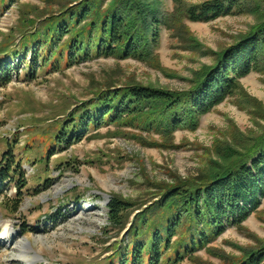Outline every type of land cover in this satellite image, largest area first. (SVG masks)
Masks as SVG:
<instances>
[{
    "label": "rangeland",
    "instance_id": "1",
    "mask_svg": "<svg viewBox=\"0 0 264 264\" xmlns=\"http://www.w3.org/2000/svg\"><path fill=\"white\" fill-rule=\"evenodd\" d=\"M64 1L71 0H16L0 11V47L12 37L19 41L22 12H30L29 18L55 13ZM182 1L191 6L208 0ZM142 2L150 21L176 16L175 0ZM259 24L253 14L210 23H193L182 16L179 22L174 20L173 29L161 27L157 58L150 64L92 57L59 71L38 67L31 74L26 69L31 54L27 63L9 60L3 67L9 69L12 82L0 87V159L7 143H14L28 185L18 213L8 214L0 200V264H101L127 233H117L109 226L107 207L113 195L130 199L136 210L144 209L156 200L155 183L173 184L207 169L219 172L229 166L234 155L224 154L221 148L229 145L242 150L264 133V75L260 73L243 79L237 95L204 116L197 131H176L173 144L177 149L145 147L134 137L145 133L116 126L91 129L69 149L55 148L51 156L44 138L107 84L189 89L191 81L213 66L218 55ZM4 192L13 204L15 186L5 187ZM261 243L264 200L241 229L227 228L210 247L238 259ZM27 244L31 250L24 256ZM194 258L205 264H227L206 250ZM182 264L191 263L185 260Z\"/></svg>",
    "mask_w": 264,
    "mask_h": 264
},
{
    "label": "trees",
    "instance_id": "2",
    "mask_svg": "<svg viewBox=\"0 0 264 264\" xmlns=\"http://www.w3.org/2000/svg\"><path fill=\"white\" fill-rule=\"evenodd\" d=\"M15 1L0 0V11ZM175 4L176 16L151 21L142 0L64 1L58 12L34 18H29L30 12H22L19 41L12 37L0 47V87L12 82L9 69L3 66L9 60L27 63L28 54L32 55L26 65L30 73H36L38 67L59 71L92 57L150 64L157 58L161 27L173 29L174 20L179 22L182 16L193 23H210L253 14L260 21L218 55L213 66L191 81L189 89L172 91L131 82L98 89L55 132L45 136L47 155H53L57 147L69 149L91 129L98 131L104 126L145 133L134 135L145 147L177 149L173 144L176 131H197L204 116L237 95L243 79L252 73L264 75V0H208L191 6L175 0ZM15 147L8 142L0 159V200L11 215L20 210L28 185ZM221 149L235 156L229 166L219 172L207 169L197 177L176 179L173 184L155 183L156 200L144 209L136 210L130 199L113 195L107 207L109 226L117 233H127L101 264H182L185 260L205 264L194 258L202 250L227 264H264V243L238 259L210 247L227 228L241 229L261 208L264 133L242 150L229 145ZM9 186H15L17 192L13 204L4 192Z\"/></svg>",
    "mask_w": 264,
    "mask_h": 264
},
{
    "label": "bare ground",
    "instance_id": "3",
    "mask_svg": "<svg viewBox=\"0 0 264 264\" xmlns=\"http://www.w3.org/2000/svg\"><path fill=\"white\" fill-rule=\"evenodd\" d=\"M29 250H31L29 244H27V245H25V246L23 247V254H24V256H27V255H28V251H29Z\"/></svg>",
    "mask_w": 264,
    "mask_h": 264
}]
</instances>
